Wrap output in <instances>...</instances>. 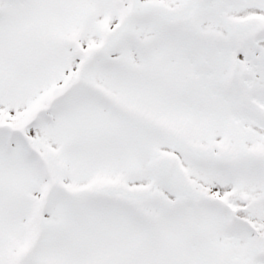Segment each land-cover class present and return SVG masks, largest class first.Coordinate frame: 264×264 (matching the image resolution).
<instances>
[{"label":"snow or ice","instance_id":"1","mask_svg":"<svg viewBox=\"0 0 264 264\" xmlns=\"http://www.w3.org/2000/svg\"><path fill=\"white\" fill-rule=\"evenodd\" d=\"M0 264H264V0H0Z\"/></svg>","mask_w":264,"mask_h":264}]
</instances>
